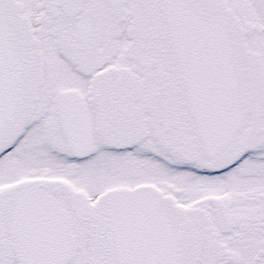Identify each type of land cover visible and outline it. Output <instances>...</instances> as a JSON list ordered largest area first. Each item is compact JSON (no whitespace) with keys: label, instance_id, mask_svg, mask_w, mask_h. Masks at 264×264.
Here are the masks:
<instances>
[{"label":"snow or ice","instance_id":"obj_1","mask_svg":"<svg viewBox=\"0 0 264 264\" xmlns=\"http://www.w3.org/2000/svg\"><path fill=\"white\" fill-rule=\"evenodd\" d=\"M0 264H264V0H0Z\"/></svg>","mask_w":264,"mask_h":264}]
</instances>
